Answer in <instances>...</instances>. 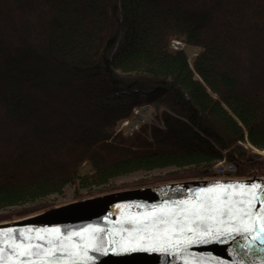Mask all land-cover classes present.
I'll use <instances>...</instances> for the list:
<instances>
[{
    "label": "trees",
    "instance_id": "trees-1",
    "mask_svg": "<svg viewBox=\"0 0 264 264\" xmlns=\"http://www.w3.org/2000/svg\"><path fill=\"white\" fill-rule=\"evenodd\" d=\"M145 104L156 122L126 134ZM246 143L264 149V0H0V222L67 185L78 199L213 177L223 158L264 175Z\"/></svg>",
    "mask_w": 264,
    "mask_h": 264
},
{
    "label": "water",
    "instance_id": "water-1",
    "mask_svg": "<svg viewBox=\"0 0 264 264\" xmlns=\"http://www.w3.org/2000/svg\"><path fill=\"white\" fill-rule=\"evenodd\" d=\"M174 42L189 60L185 46L200 50ZM0 264H264V175L118 189L0 222Z\"/></svg>",
    "mask_w": 264,
    "mask_h": 264
},
{
    "label": "rangeland",
    "instance_id": "rangeland-1",
    "mask_svg": "<svg viewBox=\"0 0 264 264\" xmlns=\"http://www.w3.org/2000/svg\"><path fill=\"white\" fill-rule=\"evenodd\" d=\"M172 44H173L174 47L177 46L174 41H172ZM144 107L145 106H143V107H136L134 110L135 111L137 109L138 110H142V108H144ZM134 112L132 113V115L130 116V118H132L134 116ZM152 119L154 120V122H156L155 116H153ZM126 121H127V119L121 122L120 128H122L126 134H129L130 131H128L126 129L125 125H124V123ZM144 121H148V119H145ZM144 121H141L138 126H140ZM246 146L249 147V148H252L254 151H257V152H259V153L262 154V156H263L262 157V159H263V165H264V149L253 147V146H251L250 143H246ZM172 168L173 167L157 168V169H154V170H151V171L138 170V171L131 172V173H128V174L116 176V177L112 178L106 185L118 184V183L125 182V181H132V180H135V179H138V178H141V177H149V176H151L153 174L163 173V172H165V171H167L169 169H172ZM213 168H214V171H215V167H213ZM91 170H92L91 163L88 162V161H85L84 163H82V165L79 168V174H85L87 172H90ZM255 173H258V172L255 171L251 175H254ZM89 188L90 187H81L80 190L83 191V192H85ZM74 191H75V189H74V186L73 185H67L64 188L63 193H53V194L47 196L46 199L48 201H56V202H58V204H59V202L66 203V202L75 200V199H73V196L75 194Z\"/></svg>",
    "mask_w": 264,
    "mask_h": 264
},
{
    "label": "bare ground",
    "instance_id": "bare-ground-1",
    "mask_svg": "<svg viewBox=\"0 0 264 264\" xmlns=\"http://www.w3.org/2000/svg\"><path fill=\"white\" fill-rule=\"evenodd\" d=\"M187 52L189 53L190 58L194 56L195 49L190 46L184 47ZM151 115L150 108L148 106L144 107L142 110H137L136 114L129 120L126 121V129L128 131L132 130L134 127H137L141 121H144L145 119H149Z\"/></svg>",
    "mask_w": 264,
    "mask_h": 264
},
{
    "label": "built area",
    "instance_id": "built-area-1",
    "mask_svg": "<svg viewBox=\"0 0 264 264\" xmlns=\"http://www.w3.org/2000/svg\"><path fill=\"white\" fill-rule=\"evenodd\" d=\"M214 167L216 172L223 176L233 173L236 170L235 163L228 161L226 159H220L216 161Z\"/></svg>",
    "mask_w": 264,
    "mask_h": 264
},
{
    "label": "snow or ice",
    "instance_id": "snow-or-ice-1",
    "mask_svg": "<svg viewBox=\"0 0 264 264\" xmlns=\"http://www.w3.org/2000/svg\"><path fill=\"white\" fill-rule=\"evenodd\" d=\"M223 187H233V186H231V185H225ZM237 187H244V185H240V186H237ZM252 187H255V185H252ZM208 236L209 237L211 236V233L210 232L208 233Z\"/></svg>",
    "mask_w": 264,
    "mask_h": 264
}]
</instances>
